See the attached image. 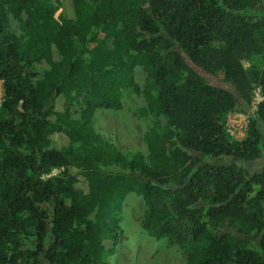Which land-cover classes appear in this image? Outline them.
I'll list each match as a JSON object with an SVG mask.
<instances>
[{"label": "trees", "instance_id": "obj_1", "mask_svg": "<svg viewBox=\"0 0 264 264\" xmlns=\"http://www.w3.org/2000/svg\"><path fill=\"white\" fill-rule=\"evenodd\" d=\"M70 2L73 19L52 0H0V264H107L132 193L142 229L185 264H264V101L244 138L226 132L264 97V0ZM125 87L164 121L146 158L92 126Z\"/></svg>", "mask_w": 264, "mask_h": 264}, {"label": "rangeland", "instance_id": "obj_2", "mask_svg": "<svg viewBox=\"0 0 264 264\" xmlns=\"http://www.w3.org/2000/svg\"><path fill=\"white\" fill-rule=\"evenodd\" d=\"M60 12L68 19H73V7L70 0H52ZM91 2L92 0H86ZM8 29L17 38L23 39L25 33L21 28V20L7 14ZM55 60L59 59L56 53ZM244 62V67H249ZM132 80L138 89L145 83V75L141 67L132 72ZM227 88V87H226ZM1 83H0V98ZM121 107L118 110H100L92 117V126L103 139L113 144L127 156L140 153L147 157V146L143 136L153 123L164 124L161 116L147 111L146 100L141 92H135L132 87L121 89ZM81 100H74L71 105V116L76 119L79 115ZM57 146L63 144L57 139ZM251 170H259L260 166L250 165ZM57 170L52 171L47 178L55 177ZM145 208L141 197L135 194L127 195L115 217L118 222V239L114 252L106 257L107 264H185V260L175 246L162 240L149 237L142 229V220Z\"/></svg>", "mask_w": 264, "mask_h": 264}, {"label": "built area", "instance_id": "obj_3", "mask_svg": "<svg viewBox=\"0 0 264 264\" xmlns=\"http://www.w3.org/2000/svg\"><path fill=\"white\" fill-rule=\"evenodd\" d=\"M264 101L259 88H255L252 92V101L249 114H229L226 119V132L234 140H241L245 136L248 125V117L252 114L257 106Z\"/></svg>", "mask_w": 264, "mask_h": 264}]
</instances>
